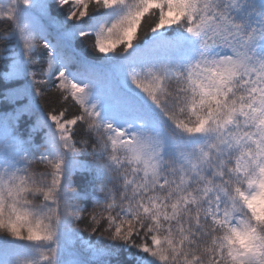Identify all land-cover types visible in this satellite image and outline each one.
<instances>
[{
	"label": "snow or ice",
	"instance_id": "snow-or-ice-1",
	"mask_svg": "<svg viewBox=\"0 0 264 264\" xmlns=\"http://www.w3.org/2000/svg\"><path fill=\"white\" fill-rule=\"evenodd\" d=\"M0 264H264V0H0Z\"/></svg>",
	"mask_w": 264,
	"mask_h": 264
}]
</instances>
